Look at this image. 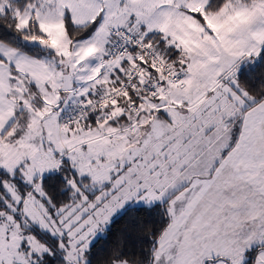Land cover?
I'll use <instances>...</instances> for the list:
<instances>
[{
	"label": "snow or ice",
	"instance_id": "snow-or-ice-1",
	"mask_svg": "<svg viewBox=\"0 0 264 264\" xmlns=\"http://www.w3.org/2000/svg\"><path fill=\"white\" fill-rule=\"evenodd\" d=\"M0 264H264V0H0Z\"/></svg>",
	"mask_w": 264,
	"mask_h": 264
}]
</instances>
